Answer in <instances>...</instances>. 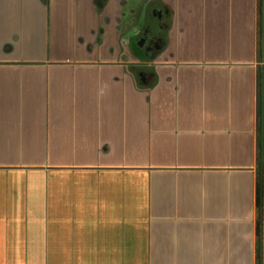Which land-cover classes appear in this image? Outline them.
<instances>
[{
	"label": "crops",
	"instance_id": "1",
	"mask_svg": "<svg viewBox=\"0 0 264 264\" xmlns=\"http://www.w3.org/2000/svg\"><path fill=\"white\" fill-rule=\"evenodd\" d=\"M127 1L0 0V264H264V0Z\"/></svg>",
	"mask_w": 264,
	"mask_h": 264
},
{
	"label": "flooded vegetation",
	"instance_id": "2",
	"mask_svg": "<svg viewBox=\"0 0 264 264\" xmlns=\"http://www.w3.org/2000/svg\"><path fill=\"white\" fill-rule=\"evenodd\" d=\"M149 21L156 22L154 28H143L141 31L136 32L133 36L135 38L138 48L142 50L137 59L136 64H129L128 67L133 71L135 78L142 86H148L154 79L153 67L149 64L150 60L155 58L156 55L165 48L167 43V33L171 23V14L166 6L152 8L148 12V16H144ZM149 27V26H148ZM131 42L128 46H130ZM131 48V47H130ZM143 59V61L141 60Z\"/></svg>",
	"mask_w": 264,
	"mask_h": 264
},
{
	"label": "rangeland",
	"instance_id": "3",
	"mask_svg": "<svg viewBox=\"0 0 264 264\" xmlns=\"http://www.w3.org/2000/svg\"><path fill=\"white\" fill-rule=\"evenodd\" d=\"M143 3V0H128L127 1V5L125 6V17L122 20L123 23L125 24H132V26H130L129 29H127L126 31V38H128V36L133 35L135 31H141L143 28H154L156 26V22L153 20H148L144 18V14H142V16L139 13V10L135 11V13H132V9H137L139 7V5H141ZM130 9V10H129ZM136 21V23H135ZM149 26V27H148ZM136 39L133 38L131 40V44L128 47L131 56L133 57H137L135 55H140L142 53V50L137 48L138 45L135 41ZM127 41V39H126ZM127 47V46H126ZM131 47V48H130ZM137 54H135V52ZM135 54V55H134Z\"/></svg>",
	"mask_w": 264,
	"mask_h": 264
},
{
	"label": "trees",
	"instance_id": "4",
	"mask_svg": "<svg viewBox=\"0 0 264 264\" xmlns=\"http://www.w3.org/2000/svg\"><path fill=\"white\" fill-rule=\"evenodd\" d=\"M134 52L135 54H137L136 51ZM135 56L139 57V55H135ZM141 60L143 61V59ZM257 171H258L257 184H258V189H259V193H258L259 195L257 198V202L255 204L256 205V253L258 257H260L261 244H262V210H263V201L260 196V192L263 186L260 161L257 162Z\"/></svg>",
	"mask_w": 264,
	"mask_h": 264
},
{
	"label": "water",
	"instance_id": "5",
	"mask_svg": "<svg viewBox=\"0 0 264 264\" xmlns=\"http://www.w3.org/2000/svg\"><path fill=\"white\" fill-rule=\"evenodd\" d=\"M97 5L99 6V3H97ZM261 71H262V67L258 65L256 67V82H255L256 90H257L256 100H255L256 116H259L261 113V92L258 91L259 89H261ZM255 264H259V259L256 260Z\"/></svg>",
	"mask_w": 264,
	"mask_h": 264
}]
</instances>
